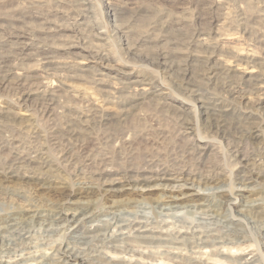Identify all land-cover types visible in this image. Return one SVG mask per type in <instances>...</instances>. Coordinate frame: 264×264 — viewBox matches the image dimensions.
Here are the masks:
<instances>
[{"label":"bare ground","instance_id":"1","mask_svg":"<svg viewBox=\"0 0 264 264\" xmlns=\"http://www.w3.org/2000/svg\"><path fill=\"white\" fill-rule=\"evenodd\" d=\"M0 1H27L30 5V13L27 15H32V20L39 23V28L26 26V29L17 30L14 36L15 46L20 53L27 55L26 53L34 50L33 56L36 57L37 63L24 69L12 68L10 73L13 79L2 80L3 87L13 84L11 89L17 94L18 102L14 104L13 110L0 105V116L10 115L16 123L27 127L33 121V109H38L42 118L47 117L46 119L54 115L55 106L58 104H61L60 115L68 112L76 114L75 121L65 119L57 127L50 126L47 133L38 130L35 133V139L39 141L37 145H26L14 139L6 141V155L0 157V182L18 181L22 185L42 191L68 190L72 196H98V203L95 205L91 202L80 205L68 202L64 207L50 212L30 204L23 207L10 206L13 211L17 209L23 214L22 218L9 217L7 226L1 227L4 230L0 234V264H264L263 256L259 255V246L264 247V151L255 159L238 157L239 161L234 166L240 167L235 176V183L244 189L236 188L237 194L232 196L231 204H237L245 197L242 192H248L250 195L254 193L253 199L246 206L247 210H244L245 214L241 217L236 216L231 207L228 214L217 212L209 201L187 207L176 203L186 197L211 195L196 191L194 194L182 193L181 197L175 196L178 192L196 190L187 186L194 183L187 177L189 175L172 173L153 163L136 171L116 172L106 166L109 164L104 163L101 157L94 156L93 150L89 149L90 145L86 142L93 135L91 130L96 125L109 126L114 122L117 124V121L127 120L133 114L128 108H131L134 97H138L137 101L161 98L163 103L160 105V101H157L156 104L168 106L170 103L167 101L168 94L163 91V82L152 74L140 75L125 67H112L111 61L114 57L106 47L107 39L102 32L95 35L97 42L84 37L82 32L86 30L82 26L88 25L85 20L91 13L90 0H73L71 3H76L77 6L68 13L60 9V0H49L53 6L49 5L48 0ZM223 1L214 0L212 3L216 8H221L225 3ZM106 6L110 9L112 21L117 23L119 9L111 8L110 3ZM248 8L254 11L251 12ZM248 8H239L243 39L236 36L238 33L235 23L231 21V17L227 18L229 16L226 14L222 19L214 21L211 29L200 31V34L195 36L194 50L188 53L186 61L203 63L207 57H201L200 49L211 47L212 52L206 60L209 73H206L205 78L208 81L219 78L226 82L227 79L236 80L237 83L247 85L249 92H261L258 114L262 129L259 125L255 132L260 137V133H264V53L258 54L255 49L259 47L264 51V36L258 27V24L264 25V1H260L254 9ZM182 10L186 12V9ZM19 17L24 16L14 13L10 22L16 21L15 19L20 22ZM69 18L74 19L72 26L77 25L78 32L64 22ZM183 22L186 21L180 17L175 20L176 24ZM120 32L127 36L132 30L122 27ZM242 45L246 48L242 49ZM132 53L133 51L128 50L127 54ZM63 55L67 57H61ZM180 56L181 54L176 55L175 52L166 53L162 54L159 61L166 67L167 72L172 73L174 67L169 61L180 59ZM185 76L188 81L175 82V91L182 99L170 98L180 107L178 110L181 114L178 119L184 121L187 116L195 113L210 129L209 123L214 116H226L231 109L218 100L207 98L208 102L205 101L201 89L190 85L195 79L194 76L188 72ZM79 103L89 106V110H78L76 105ZM118 103L124 107L119 109L116 106ZM196 123L195 126L187 122L185 131L197 141L198 146H195L199 154L209 156L215 149L214 142L199 132L200 121ZM108 132L111 136L110 142L112 141L115 147H118L120 142L126 144L132 140V134L125 126H118ZM49 146L55 149L65 147L61 157L64 158L63 163H69L66 165L68 167L74 165V158L67 155L78 148L76 151L83 157V169H78L77 184L66 187L53 177V170L47 158ZM105 159L108 157L105 156ZM221 175L218 173L199 176L197 184L200 189L205 185L203 191L216 189L218 194H227L225 189L208 185ZM253 185L254 187H250ZM257 186L260 187L257 189ZM154 191H163L166 197L154 205L145 204L153 209L152 216L143 215L141 212L119 214L110 211L114 222L103 220L106 221L103 224H91L96 219L99 221L102 213L99 207L104 205L102 201L120 197L131 205L137 201L127 197H144V193ZM14 194L23 196L20 193ZM9 199L11 201V198ZM108 208L113 211L118 206ZM182 209L185 210L183 214L179 212ZM189 214L197 220L183 221ZM242 227L255 230L253 234L263 243L245 236ZM67 230H71L70 234ZM40 231L46 234V238L53 237V233L60 235L62 241L58 244L57 240H52L51 244L47 245L48 248L45 246V251L31 254L35 247L28 241L35 238ZM67 234L69 238L66 239ZM251 241L256 249L247 251L244 247L234 251Z\"/></svg>","mask_w":264,"mask_h":264},{"label":"rangeland","instance_id":"2","mask_svg":"<svg viewBox=\"0 0 264 264\" xmlns=\"http://www.w3.org/2000/svg\"><path fill=\"white\" fill-rule=\"evenodd\" d=\"M60 1L59 7L62 11H65L64 13L70 12L77 6L76 3H71L73 0ZM90 1L91 13L89 18L85 20L88 25L87 27L82 26L83 29L85 28L84 30H86L84 33L82 32L84 37H89V41L97 42L95 35L102 32L103 36L107 39L105 42L106 47L114 57L113 61H111L112 67L115 69L125 67L140 75L147 73L157 76L165 85L163 91L166 95L168 94L167 101L170 103L165 107L157 105L163 103L160 100L161 98L137 101L136 99L138 97H134L130 106L131 108H128L133 114L128 117L127 120L124 122L117 121V124H114V122V125L111 124L112 126L96 125V127L91 130L93 135L86 143L90 145L89 149L93 150L94 156H97V158L101 157L100 159H103L104 163L109 164H105L106 166L113 168L119 173L140 170L148 166L149 163H153L165 167L172 173L189 175L187 177L194 183L188 184L187 186L189 188L194 187L196 190H185L184 192L176 193L175 196L181 197L183 196L182 193L194 194L198 191L201 193H210L211 195L208 197L203 195L186 197L177 200L176 203L187 207V205H198L209 201L213 205V209L217 212L228 214L230 212L229 207H231L236 216L241 217V215H244V210H247L246 206L253 199L254 193L250 195L248 192H242L245 197L238 201L237 204H231L233 202L232 196L237 194V192H235L236 188L244 189V187L235 183V176L239 172L240 167L234 166L236 162L239 161L238 157L247 156L248 158L255 159L263 154L264 133H260V137L255 133L259 125L261 126V120L258 114V101L262 98L260 95L261 92H249V90H247V85L239 82L238 84L236 80L227 79L226 82L219 78L208 81L207 78H205L207 76L206 73H209V66L206 60L209 58L210 52H212L211 47L200 49L201 57H207L204 59L205 61H203V63H187L186 57L188 53L194 50L195 36H198L200 31L205 32L211 29L213 22L222 19L226 14V16H229L227 18L231 17V21L235 23L236 33H238L236 36H240V38L243 39L244 36L241 34L242 28L240 24H242V22L239 18V8L246 6V8L251 7L254 9L260 1L264 0H224L223 2H225V5L223 4L221 8H216L213 5L212 2L214 0L200 2L194 0ZM26 3L27 1L18 3H3L0 1V105H4L5 107L8 106L11 110L14 109V104H17L18 97L14 89H11L13 84L3 87L1 85L2 80L9 79V81H11L10 78L13 79L10 73L12 68L24 69L37 63L36 57L33 56L35 53L34 50L24 55L20 53V50L15 46L14 36L17 30L20 31V28L26 29V26L32 27V29L39 28V23L32 20V15H27L30 13V5ZM49 3L50 6H53L51 1H49ZM107 3L111 4V8L119 9L117 11V23L112 21L110 9L106 6ZM183 8L186 9V12L182 10ZM249 11L252 12L254 10L249 9ZM14 13L23 14L24 17H19L21 20L20 22H18L17 19H15L16 21L10 22V17L14 15ZM178 17L183 18L186 22L176 24L175 20ZM64 22H66L67 25L70 24L77 32L79 31L77 25H75V27L72 26L75 23L74 19L69 18ZM122 27L131 28L132 33L125 36L120 32V28ZM258 27L261 29V33L264 36V25L258 24ZM228 37L230 38V36ZM67 40L66 38V41ZM241 47L242 49L246 48L245 45ZM257 48L255 50L258 54L264 53L261 48ZM128 50L133 51V53L128 55ZM171 52H175L176 55L181 54V56L180 59L169 61L174 67L172 73H169L166 71V67L160 64L159 58L162 57V54H170ZM61 57L67 56L63 55ZM4 59L8 61L2 62L1 60ZM187 72L192 74L195 78L190 85L201 89L200 91L205 96V98H203L205 101H207V98L214 99L212 101L218 100L219 103L227 105V107L231 109V112L226 116H224L225 114L221 117L219 115L216 117L214 116L209 123L210 129L205 126L202 119L200 120L197 118L195 113L187 116V119L184 121L178 119L181 114V111L178 110L180 107H177V104L172 102L171 99H182V97H180L181 95L175 91V82L181 80L188 81L185 76ZM204 74L205 76H203ZM53 82H55V79ZM123 98L127 99L125 97ZM157 101L160 102L156 104ZM119 103L116 104V106L122 109L124 106ZM71 104L75 105V103ZM60 105L61 104L55 106L56 110L50 119H46L47 117L42 118L38 109H33L32 113L34 118L33 121L29 123V127L16 123L14 118L10 115L4 114L0 116V157L6 155L4 150V143L6 141L14 139L26 145H34V143L37 145L39 141L35 139V133L38 130L47 133L50 131V126L57 127L65 119H72L75 121L76 114L73 112H68L63 116L59 114L61 110ZM88 107L83 103L76 105V108L80 111H87L89 110ZM197 119L200 121L199 132L208 136L209 139H212L214 142L215 149L209 156L199 154V151L196 150V146H198L196 143L197 141L195 142L191 138L192 136L188 135L185 131V124L191 122L196 126V122H198ZM118 126H125L132 134V140L126 144L120 142L119 146L115 147L113 142H110L111 136H109L108 131ZM195 130L197 129L195 128ZM41 143H43V141ZM64 149V146H61L59 149L49 146L47 158L50 168L53 170V177L64 186L71 187L78 182L77 174L78 169H83L81 165L83 157H80L77 152L78 148H76L75 151L71 153L72 155H67L74 158V165L68 167L66 165L69 163H63L64 158L61 157ZM95 151H97V153ZM104 155L108 157V159H105L106 161L104 160ZM218 173L222 175L218 176V179L214 180L211 184L208 183V185L212 188L220 187L225 189L228 191L227 194H218L216 193V189L203 191L205 185L202 189L199 188L197 177L202 175L206 176L208 174L215 175ZM254 185L256 186V184ZM254 185L250 187H254ZM259 187L260 186H257L255 188L258 189ZM14 193H20L23 196H18ZM165 197L166 195L163 191L144 193V197L138 195L127 197L130 200L137 201L135 204H138V207L135 206V204H127L125 199L120 197L102 201L104 205L99 207V210L102 211L100 214L101 217L99 216V221L96 219V221H92L91 224H103L106 222L103 220L114 222L115 220L111 212L119 214H128L122 212H132L133 214L141 212L143 215L152 216L154 213L153 209L150 205L145 204L149 203L154 205L158 201H163ZM9 198H11V201ZM97 199V195L72 196L68 190L42 191L37 188L27 187L24 184L22 185V183L18 181L5 182L3 180L0 182V234H2L4 230H2L1 227L7 226L10 220L9 217L22 218V211L17 209L13 211L10 207L12 205H21V207H23L30 204L35 205L45 212H50L56 208L64 207L68 202H72L75 205L91 202L92 205H95L98 203ZM113 206H118V208L113 210L114 212L108 208ZM105 210L106 212H103ZM179 212L183 214L185 210L182 209L179 210ZM185 217L183 221L197 220L191 214ZM242 230L244 235L248 238L251 239L252 237L253 240L263 243L261 239L255 237V230H247L245 227H242ZM67 231V233L70 234L71 230ZM45 235L46 234L40 231L35 238L33 237L28 241V243H31V246L35 247V249L31 250V254L32 252L33 254H40L42 251H45L48 248L47 245H49V243L51 244L52 240H57L58 244L62 241L60 235L53 233V237L50 238H46ZM67 238H69L68 234L66 235V239ZM244 247L247 248V251L256 249L251 241L238 247L234 251L241 250ZM259 249V255L264 258V247L259 246Z\"/></svg>","mask_w":264,"mask_h":264}]
</instances>
